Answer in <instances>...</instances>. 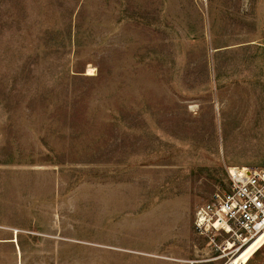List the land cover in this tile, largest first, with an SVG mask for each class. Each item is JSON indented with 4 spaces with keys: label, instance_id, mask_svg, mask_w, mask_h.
Returning a JSON list of instances; mask_svg holds the SVG:
<instances>
[{
    "label": "rangeland",
    "instance_id": "rangeland-1",
    "mask_svg": "<svg viewBox=\"0 0 264 264\" xmlns=\"http://www.w3.org/2000/svg\"><path fill=\"white\" fill-rule=\"evenodd\" d=\"M236 166L264 0H0V264H231L194 220Z\"/></svg>",
    "mask_w": 264,
    "mask_h": 264
},
{
    "label": "built area",
    "instance_id": "built-area-1",
    "mask_svg": "<svg viewBox=\"0 0 264 264\" xmlns=\"http://www.w3.org/2000/svg\"><path fill=\"white\" fill-rule=\"evenodd\" d=\"M228 189L217 191L200 207L194 223L200 230L225 232L243 246L264 231V167L229 170Z\"/></svg>",
    "mask_w": 264,
    "mask_h": 264
},
{
    "label": "bare ground",
    "instance_id": "bare-ground-1",
    "mask_svg": "<svg viewBox=\"0 0 264 264\" xmlns=\"http://www.w3.org/2000/svg\"><path fill=\"white\" fill-rule=\"evenodd\" d=\"M94 68L90 67L88 73H93ZM245 166L231 167V171H243ZM17 240V236L15 237ZM14 241V240H13ZM234 247L232 241L227 242L226 250ZM264 247V231L255 235L251 240H249L245 246L230 260L231 264H247L249 260L255 256Z\"/></svg>",
    "mask_w": 264,
    "mask_h": 264
},
{
    "label": "crops",
    "instance_id": "crops-1",
    "mask_svg": "<svg viewBox=\"0 0 264 264\" xmlns=\"http://www.w3.org/2000/svg\"><path fill=\"white\" fill-rule=\"evenodd\" d=\"M154 2H155V0H154ZM153 7H155V4H153Z\"/></svg>",
    "mask_w": 264,
    "mask_h": 264
}]
</instances>
